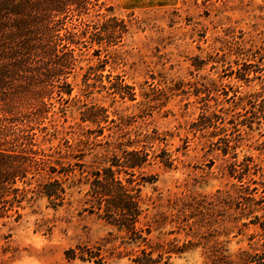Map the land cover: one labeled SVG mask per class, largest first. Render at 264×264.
Wrapping results in <instances>:
<instances>
[{
    "label": "rangeland",
    "instance_id": "374dc122",
    "mask_svg": "<svg viewBox=\"0 0 264 264\" xmlns=\"http://www.w3.org/2000/svg\"><path fill=\"white\" fill-rule=\"evenodd\" d=\"M214 1L103 0L129 34L91 87L86 69L69 78L72 96L55 99L37 138L67 170L65 200L31 192L0 220V264H132L148 246L103 219L90 192L110 158L144 147L150 162L132 179L155 257L243 264L264 252L227 175L248 158L264 170V0ZM98 61L89 52L80 67Z\"/></svg>",
    "mask_w": 264,
    "mask_h": 264
},
{
    "label": "trees",
    "instance_id": "16d2710c",
    "mask_svg": "<svg viewBox=\"0 0 264 264\" xmlns=\"http://www.w3.org/2000/svg\"><path fill=\"white\" fill-rule=\"evenodd\" d=\"M192 1L205 6L218 3ZM106 3L0 0V220L21 208L31 192L61 204L65 200L66 189L58 175L67 170H59L60 161L39 145L38 133L46 129L43 124L49 119L55 99L62 101L65 96H72L74 85L69 78L86 69L85 85L91 87L90 80L104 77L108 58L102 59V55L129 34L127 23L116 17L113 7ZM89 52L99 61L81 68L82 57ZM149 162L150 151L146 147L114 155L103 169L92 174L91 202L109 224L125 232L134 243L148 246L132 264H172L171 254L167 257L163 252L155 257L150 241L139 227L143 210L132 178ZM262 171L248 158L231 164L227 175L240 182L238 208L243 220L249 221L243 226L253 228L264 241ZM18 184L34 185L36 189L22 190ZM254 184L263 187L261 193L252 188ZM146 233L150 235V229ZM243 264H264V252L250 256Z\"/></svg>",
    "mask_w": 264,
    "mask_h": 264
}]
</instances>
